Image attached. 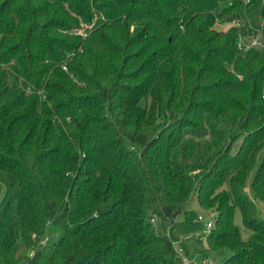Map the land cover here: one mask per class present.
Masks as SVG:
<instances>
[{"label": "trees", "instance_id": "1", "mask_svg": "<svg viewBox=\"0 0 264 264\" xmlns=\"http://www.w3.org/2000/svg\"><path fill=\"white\" fill-rule=\"evenodd\" d=\"M260 29L264 0H0V264H183L149 192L264 264V51L238 47Z\"/></svg>", "mask_w": 264, "mask_h": 264}, {"label": "rangeland", "instance_id": "2", "mask_svg": "<svg viewBox=\"0 0 264 264\" xmlns=\"http://www.w3.org/2000/svg\"><path fill=\"white\" fill-rule=\"evenodd\" d=\"M231 25L232 24L228 23L223 25L222 28L227 29ZM237 145L238 143L236 146ZM250 179H252V175ZM247 191L252 194L250 186H248ZM7 196L8 192L4 189V192L0 196V207L4 203ZM148 196V213L151 218H156L155 230L158 233H168L170 238L173 240L177 251H183V254L187 257L189 264H223L225 258L232 254V251L229 249L210 250L207 242V235L210 230L206 227V223L208 221L215 220L216 212L202 208L196 196H193L189 201L187 211L179 215L178 222L170 227L162 215L156 211V203L150 192L148 193ZM256 204L261 217L264 218V202L258 199L256 200ZM110 208V204H105L101 210L107 211ZM200 216L203 217L202 220L199 219ZM235 223L241 230L242 238L244 240L249 239L251 231L245 227L242 220V214L239 209L236 211ZM60 234V231L54 225H49L47 239L44 241V244H50L57 241ZM22 253L28 255L29 250L23 248V251L21 250L19 255ZM30 254L32 255V253Z\"/></svg>", "mask_w": 264, "mask_h": 264}, {"label": "built area", "instance_id": "3", "mask_svg": "<svg viewBox=\"0 0 264 264\" xmlns=\"http://www.w3.org/2000/svg\"><path fill=\"white\" fill-rule=\"evenodd\" d=\"M237 24V22H223L219 19L216 20L215 22V26L218 27V28H222L223 25L225 24ZM87 27H92V26H87ZM183 28V26H182ZM80 34L82 35H86L85 33V29H81L79 31ZM238 47L243 51V52H247L253 48H256V49H260V50H263L264 51V30L260 29L258 30V32L255 34V35H252L251 37L249 38H246L245 35L243 34H240L239 36V39H238ZM200 220L203 219L202 216L199 217ZM152 222L153 224L155 225L156 223V218H152ZM213 224H214V221H208L206 223V227L211 230L212 227H213ZM34 251H32L33 253ZM180 256L182 257L183 259V263L184 264H189L188 263V260H187V257L183 254V251L181 250V252H179ZM208 262V261H206Z\"/></svg>", "mask_w": 264, "mask_h": 264}]
</instances>
